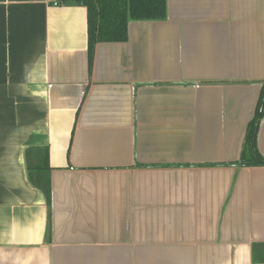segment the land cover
I'll return each instance as SVG.
<instances>
[{"label": "crops", "instance_id": "obj_1", "mask_svg": "<svg viewBox=\"0 0 264 264\" xmlns=\"http://www.w3.org/2000/svg\"><path fill=\"white\" fill-rule=\"evenodd\" d=\"M166 10L91 58L86 6L0 0V264H264V0Z\"/></svg>", "mask_w": 264, "mask_h": 264}, {"label": "trees", "instance_id": "obj_2", "mask_svg": "<svg viewBox=\"0 0 264 264\" xmlns=\"http://www.w3.org/2000/svg\"><path fill=\"white\" fill-rule=\"evenodd\" d=\"M88 12L89 53L92 58L95 45L101 42H122L128 38V26L135 20H161L166 17V0H76ZM264 118V91L253 120L249 123L244 147L238 164L264 165V156L257 146L260 120ZM31 183L51 196L47 153L40 148L27 150Z\"/></svg>", "mask_w": 264, "mask_h": 264}]
</instances>
